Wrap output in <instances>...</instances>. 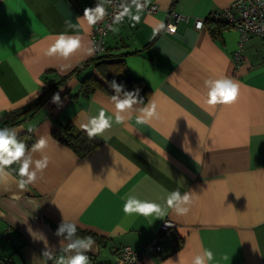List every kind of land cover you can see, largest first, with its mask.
Masks as SVG:
<instances>
[{
	"label": "crops",
	"instance_id": "obj_1",
	"mask_svg": "<svg viewBox=\"0 0 264 264\" xmlns=\"http://www.w3.org/2000/svg\"><path fill=\"white\" fill-rule=\"evenodd\" d=\"M147 1L160 10L149 14L131 7L110 32L107 51L129 53L126 65L151 88L148 101L156 104L151 117L138 122L144 104L135 101L125 119L116 121L113 95L101 90L72 98L81 93L83 77L98 74L89 63L69 79L71 92L61 102L49 100L7 125L16 128L17 137L27 131L35 140L44 137L41 151L49 163L23 187L15 171L0 179V264H50L64 254L55 234L63 216L76 222L77 234L102 238L86 250L89 264H118L122 246L142 250L166 219L177 227L160 237L163 251L142 256L140 264H176L179 253L190 264L204 248L214 253L209 264H264V41L251 37L236 64L240 35L227 24L208 20L199 31L181 22L175 34L165 31L171 10L207 18L234 0ZM97 2L0 0V114L37 98L48 71L67 75L95 57L84 49L92 46L94 26L105 19L107 0H100L104 12L93 22L83 14ZM62 31L78 32L82 41L67 58L47 53L54 34ZM61 65L71 67L60 70ZM221 76L240 82L238 98L208 105L204 82ZM101 107L113 119L94 135L102 143L85 158L53 137L58 122H72L87 133L81 125ZM41 151L30 155L39 158ZM177 188L190 193L186 212L166 203ZM129 195L160 204L162 215L125 212ZM31 228L46 235L47 245ZM46 247L53 258L43 256Z\"/></svg>",
	"mask_w": 264,
	"mask_h": 264
},
{
	"label": "clouds",
	"instance_id": "obj_2",
	"mask_svg": "<svg viewBox=\"0 0 264 264\" xmlns=\"http://www.w3.org/2000/svg\"><path fill=\"white\" fill-rule=\"evenodd\" d=\"M103 5L98 0L95 7H87L84 10L83 17L90 23L103 14ZM79 18V17H78ZM68 27H72L71 22H68ZM92 43L91 41L89 42ZM82 47L81 36L78 32L62 31L54 34L52 44L48 47V54H58L62 57H70L76 50ZM98 47V45L96 46ZM85 53L91 55L95 51V47L89 46L84 49ZM71 65H61L60 70H63ZM111 86L116 90L112 99L115 102V120L122 121L125 119V110L131 108L137 98L143 99L140 96V89L125 91L121 96L123 85L118 84L115 79L111 82ZM207 89L205 103L208 105L223 104L227 105L237 100L240 91V82L228 77L221 76L218 78H208L205 80ZM53 102H61L60 91H56L51 97ZM156 104L154 101H148L143 107L138 109L139 115L136 116L138 122L146 121L155 112ZM113 117L106 115L103 107L98 110V113L88 118L86 123L81 127L86 129L89 136L102 133L104 129L110 126ZM47 140L40 137L29 147L21 139H17V130L15 127L3 126L0 127V179L7 180L11 172L18 173L20 179L18 184L23 187L26 182L32 181L37 177L38 172L48 166L49 157L41 150L46 146ZM41 151L39 158H34L30 152ZM16 164L18 167L9 168L7 166ZM190 193L181 191L177 188L171 190L167 194L166 203L174 205L177 212H186L185 202L189 201ZM125 212H139L149 214L155 212L157 216L162 215V206L155 201L141 200L134 195H129L124 202ZM29 232L34 236L39 233L38 239L44 241L47 245L46 235L42 231L29 229ZM55 234L61 237V251L64 254L56 255L53 259V264H89V257L86 250L92 249L93 238L91 236H80L77 234V224L73 220H69L63 216L61 222L55 229ZM43 256L53 258V253L46 247L43 250ZM179 259L176 264H184V257L181 253L178 254ZM214 253L210 248H204L192 255L190 264H209L213 259Z\"/></svg>",
	"mask_w": 264,
	"mask_h": 264
},
{
	"label": "trees",
	"instance_id": "obj_3",
	"mask_svg": "<svg viewBox=\"0 0 264 264\" xmlns=\"http://www.w3.org/2000/svg\"><path fill=\"white\" fill-rule=\"evenodd\" d=\"M214 24L217 23L214 22ZM128 54L113 53V51L108 50L102 55L93 57L81 69H77L70 74L59 75L56 71H48L43 76L44 87L42 88L41 94L29 104L19 109L1 113V127L17 124L27 116L33 115L49 100H52V94L56 91H60V97L70 94L71 91L66 87L67 82L75 74L81 73L89 63L94 65L98 74L92 73L83 77L81 80V93L73 95L72 98H78L80 95L89 98L99 90L113 95L116 93V90L111 86L110 82L115 79L118 84L123 85L120 93L121 96L125 91L139 88L140 96L143 99L137 98L136 102L145 104L151 96V88L145 81L132 74L126 65L125 58ZM52 135L56 140L71 148L79 158H85L102 143L96 136H89L88 133L79 130L72 122L65 124L58 122ZM17 139L23 140L29 147L35 142V138L30 131L20 134ZM78 234L81 236H91L93 240L102 242L101 237L89 231H78Z\"/></svg>",
	"mask_w": 264,
	"mask_h": 264
},
{
	"label": "built area",
	"instance_id": "obj_4",
	"mask_svg": "<svg viewBox=\"0 0 264 264\" xmlns=\"http://www.w3.org/2000/svg\"><path fill=\"white\" fill-rule=\"evenodd\" d=\"M107 3L104 21L97 23L91 34L92 47H95L94 56L102 55L107 51V39L110 32L117 23L125 21L131 7L149 14H155L160 10L158 4L148 3L147 0H107ZM208 20L227 24L239 32L238 48L233 54L236 64L241 63L243 46L251 37L259 36L264 41V0H234L223 11L213 12L207 18L192 17L171 10L165 31L175 34L181 22L192 23L195 29L201 31ZM176 227L175 223L166 219L161 223L152 241L142 250L136 251L131 246L120 247L117 251L118 264H140L142 256L151 252H162L163 245L160 243V237ZM3 236L9 237L7 233ZM50 264H53V260Z\"/></svg>",
	"mask_w": 264,
	"mask_h": 264
},
{
	"label": "rangeland",
	"instance_id": "obj_5",
	"mask_svg": "<svg viewBox=\"0 0 264 264\" xmlns=\"http://www.w3.org/2000/svg\"><path fill=\"white\" fill-rule=\"evenodd\" d=\"M88 74H89V72H88ZM84 75H86V74H84ZM87 76V75H86Z\"/></svg>",
	"mask_w": 264,
	"mask_h": 264
}]
</instances>
